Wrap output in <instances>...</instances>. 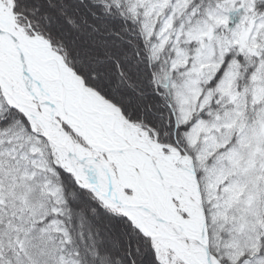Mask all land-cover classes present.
Segmentation results:
<instances>
[{
  "label": "snow or ice",
  "instance_id": "snow-or-ice-1",
  "mask_svg": "<svg viewBox=\"0 0 264 264\" xmlns=\"http://www.w3.org/2000/svg\"><path fill=\"white\" fill-rule=\"evenodd\" d=\"M0 264H264V0H0Z\"/></svg>",
  "mask_w": 264,
  "mask_h": 264
}]
</instances>
